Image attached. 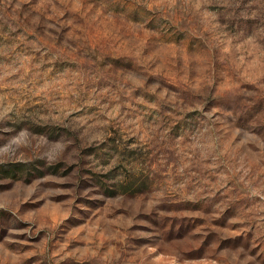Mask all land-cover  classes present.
<instances>
[{
    "label": "rangeland",
    "instance_id": "obj_1",
    "mask_svg": "<svg viewBox=\"0 0 264 264\" xmlns=\"http://www.w3.org/2000/svg\"><path fill=\"white\" fill-rule=\"evenodd\" d=\"M0 264H264V0H0Z\"/></svg>",
    "mask_w": 264,
    "mask_h": 264
}]
</instances>
